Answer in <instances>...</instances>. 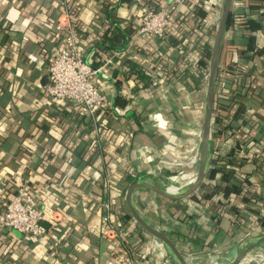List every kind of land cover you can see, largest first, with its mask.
Here are the masks:
<instances>
[{"label": "crops", "instance_id": "0c3cea01", "mask_svg": "<svg viewBox=\"0 0 264 264\" xmlns=\"http://www.w3.org/2000/svg\"><path fill=\"white\" fill-rule=\"evenodd\" d=\"M60 1L0 0V208L25 183L45 209L57 210L51 213L55 221L46 222V237L0 229V264H121L127 255L140 264H178L131 216L125 190L137 176L170 194L192 184L172 183L185 172L179 181H191L197 171V158H191L201 149L207 90L197 70H209L223 1L187 0L172 12L166 41L158 42L136 34L140 6L151 0H75L85 58L99 69L94 80L111 107L101 135L82 106L51 100L42 90L57 49L51 23L64 11ZM228 17L202 185L192 198L173 201L143 189L131 194L143 219L162 232L165 223L172 240L163 233L185 257L206 263L264 232V0H231ZM117 34L123 39L111 45ZM199 40L207 41L202 52ZM198 57L207 63L196 66ZM129 60L157 65L152 75L158 87L138 90ZM178 62L188 65L182 90L164 84L163 73L169 75L168 66ZM116 97L126 103L115 104ZM105 201L112 204L115 227L124 226L128 247L100 225ZM187 208L204 220L175 218ZM188 237L194 239L183 240ZM256 260L251 253L240 264Z\"/></svg>", "mask_w": 264, "mask_h": 264}, {"label": "built area", "instance_id": "2783aa9c", "mask_svg": "<svg viewBox=\"0 0 264 264\" xmlns=\"http://www.w3.org/2000/svg\"><path fill=\"white\" fill-rule=\"evenodd\" d=\"M186 1L160 0L158 3L141 5L136 34L153 38L158 42L166 41L167 26L172 12ZM60 4L64 7V11L60 18L51 23L56 29L57 49L46 66L49 78L42 90L51 100H64L82 106L93 120L98 135H101V122L105 113L111 108L110 102L103 88L94 80L99 69L94 68L85 58V43L76 16L73 18L66 9V0H61ZM110 62L111 60L106 61V63ZM197 71L207 82L209 70L198 68ZM194 158L199 160L198 152L192 156L191 162ZM44 203L25 183L19 185L13 196L0 208V229L13 230L31 238L48 236L46 222L55 221L51 213L57 210L49 207L48 210L45 209ZM99 208L100 225L105 229L107 237L114 239L121 237L125 233V228L122 226L118 230L115 227V212L111 202H102ZM152 240L157 246H161L162 243L153 236ZM123 264L140 263L134 256H127Z\"/></svg>", "mask_w": 264, "mask_h": 264}, {"label": "water", "instance_id": "95a60500", "mask_svg": "<svg viewBox=\"0 0 264 264\" xmlns=\"http://www.w3.org/2000/svg\"><path fill=\"white\" fill-rule=\"evenodd\" d=\"M231 0H223V8L221 17L218 23L217 31L213 41V45L210 53L209 62V76L207 81V90L205 95V112L202 120L201 127V149L199 152V162L197 166V171L195 178L191 186L186 192L181 194H170L166 189L160 187L159 185L149 183L144 181L141 177H135L127 186L125 190V202L128 206L131 216L136 220V222L149 234H151L155 239L164 244L176 257L179 264H189L187 258L179 251L177 246L159 229L148 223L143 219L136 209L131 204V194L134 190L143 189L145 191L151 192L155 196L165 199V200H176L184 198H192L196 191L200 188L203 183L205 172L207 169L208 157H209V140H210V120L211 112L214 99V85L218 69V59L219 51L221 46V41L223 38L227 18L230 11ZM49 75L46 74L42 80V84L45 85L48 82ZM128 116L132 115V112H128ZM255 237V238H253ZM252 239L245 240V246L238 250V253L233 258L229 264H240L241 261L259 244L264 242V232H260L251 237ZM244 242V241H243Z\"/></svg>", "mask_w": 264, "mask_h": 264}, {"label": "trees", "instance_id": "16d2710c", "mask_svg": "<svg viewBox=\"0 0 264 264\" xmlns=\"http://www.w3.org/2000/svg\"><path fill=\"white\" fill-rule=\"evenodd\" d=\"M124 1H126V0H117L116 5H120ZM74 2H75V0H66V4H67L66 9L72 15L73 18L76 16V13H77L76 12V8L74 6ZM153 2L154 3H158L159 1H155V0L152 1L151 0L148 3H153ZM228 20H229V17H228ZM228 20H227V23H228ZM123 37H124L123 34L122 35L117 34V35L112 36L111 37V45L118 43L120 41V39H123ZM206 42L199 40V42H198L199 43V46H200V49L199 50L201 52L204 50L203 47H204V45H205ZM207 59H208V57H207ZM194 61L196 63V66H198V67H202V66H204L207 63L206 60H203V59L201 60L199 57H198V59H195ZM160 62H163V60H160ZM156 66L157 65H154L153 66V64L151 63V64L147 65L146 67H144V65L141 66V64L138 63V61H133V60H129L128 61V69H129V71H131L132 75L135 76V80L137 81V85L139 84L138 90L151 91V90H154L155 88L158 87L159 81H158V79H156V77H158V76L157 75H155V76L152 75L153 71H155V69H156ZM184 66L185 67L188 66L187 65V62H185V64L183 62H181V63L178 62L177 64L169 65L167 69H170L171 70V73L169 75H167V73H163V76H165V79H166V80H164V84L165 85L168 84L169 86L177 87V89H181V90L184 89L183 85L180 84L181 83L180 82V79L185 74V69L186 68ZM120 100H121L120 97H116L115 104L119 103ZM124 103H126V102L123 100L119 104L124 105ZM253 146H254V144H253ZM127 178L129 180L132 179L131 177L129 178V174H128ZM126 216L131 217L129 214L128 215L126 214ZM200 217H201V222H202L204 219H202V216L199 215V213H197L196 210H194L193 208H191V209L190 208H187L185 210V212L183 213V216L182 217H175V218H177L180 222H183V223L194 224V223H197L199 221ZM161 227L163 229V232L169 238H171V240H172V236H171L170 231H167L168 226L165 223H162L161 224ZM116 228L118 230L120 229L118 226ZM187 239L192 240L194 238L188 237V238H184L183 240L184 241H187ZM116 241H119L121 244L123 243L124 245H126L128 247V245L126 243V238H124V235H122L121 237H119V240L117 238ZM111 244H112V242H111ZM116 245H117V243H116ZM127 256H126V258H127ZM126 258L124 259V261L121 262V264H123L125 262Z\"/></svg>", "mask_w": 264, "mask_h": 264}, {"label": "rangeland", "instance_id": "374dc122", "mask_svg": "<svg viewBox=\"0 0 264 264\" xmlns=\"http://www.w3.org/2000/svg\"><path fill=\"white\" fill-rule=\"evenodd\" d=\"M200 138H201V134H200V136L198 137V141L200 142ZM197 160H198V158L196 159V162L194 161L193 162V164H194V166L196 167V166H198V162H199V160H198V162H197ZM176 174V173H175ZM184 174H186V172L185 173H183V174H178V175H176V177H175V180H176V183L179 181V178L182 176V175H184ZM187 175H190V174H187ZM195 175H196V169H195V172H194V174H193V176L195 177ZM176 183H174V184H176ZM165 189V188H164ZM185 192V191H184ZM252 236H247V238H245V239H250ZM262 244H264V243H262ZM262 244H259L256 248H254L249 254H253V255H256V258H257V260H256V262H252L251 264H264V248L263 247H260ZM248 254V255H249ZM247 255V256H248ZM224 256H225V254L223 255V256H221V257H219V258H216V257H211L210 258V261H209V263H206L205 262V260L204 259H199L198 257H196V255H190V256H187L186 258H187V260H192L193 262H194V264H212V262H214L213 260L215 259V260H217V262L218 261H222V260H224L225 258H224ZM246 256V257H247ZM260 256H262V258L263 259H260ZM245 257V258H246ZM176 258V257H175ZM212 258H214V259H212ZM177 260V259H176ZM178 262V261H177ZM179 264V263H178Z\"/></svg>", "mask_w": 264, "mask_h": 264}, {"label": "bare ground", "instance_id": "6f19581e", "mask_svg": "<svg viewBox=\"0 0 264 264\" xmlns=\"http://www.w3.org/2000/svg\"><path fill=\"white\" fill-rule=\"evenodd\" d=\"M194 180V179H193ZM193 180H191V181H184V182H182V181H178L175 185H177V186H186V185H189L191 182H193ZM172 184H174V183H172ZM168 186V185H167ZM191 186V185H190ZM189 186V187H190ZM189 187H186L185 189H183V190H181V191H179V192H177L176 194H181V193H184V191L186 192L187 191V189L189 188ZM166 189H167V187H166ZM253 238H255V237H253ZM250 239H252V238H250ZM249 239V240H250ZM264 243V242H263ZM262 244V243H261ZM163 245V244H162ZM246 244H245V241L244 242H241L240 244H238V245H236V246H234V247H232L226 254H225V256H224V260H222V261H218L216 264H229L232 260H233V258L236 256V254L238 253V250H240V249H242L244 246H245ZM164 247H165V245H163ZM264 246V245H263ZM165 249H166V247H165ZM166 250H168V249H166ZM169 252V251H168ZM169 254L171 255V257H173V253L170 251L169 252ZM245 259V258H244Z\"/></svg>", "mask_w": 264, "mask_h": 264}]
</instances>
